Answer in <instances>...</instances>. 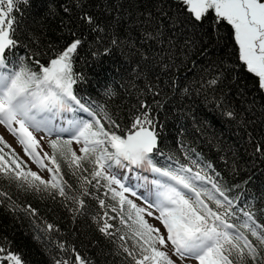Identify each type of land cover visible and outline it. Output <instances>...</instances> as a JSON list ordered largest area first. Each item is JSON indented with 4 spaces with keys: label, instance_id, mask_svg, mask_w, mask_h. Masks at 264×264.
Returning <instances> with one entry per match:
<instances>
[{
    "label": "snow or ice",
    "instance_id": "6c2138e0",
    "mask_svg": "<svg viewBox=\"0 0 264 264\" xmlns=\"http://www.w3.org/2000/svg\"><path fill=\"white\" fill-rule=\"evenodd\" d=\"M155 4V12L142 13L143 31L133 41L127 34L119 35L121 21L115 16L117 28L102 26L85 10L86 0H67L60 10L68 19L61 25L72 39L62 48L51 42L42 48L43 25L34 19L40 28L36 31L25 16L33 0H0V127L49 175L45 179L33 171L0 135V209L14 218L17 213L28 218L36 233L33 238L41 240L59 229L41 223L39 210L31 203H17L20 196L47 194L54 201L57 196L70 201L64 206L73 219L89 212L86 198L93 197L100 211L92 215V223L119 264H264V208L231 197L240 185L221 183V174L214 169L209 174L192 158L194 150L181 153L184 162L165 155L158 118L170 103L162 77H168L169 89L185 96L215 89L230 79L233 69L218 63L207 73L210 78L201 75L196 84L178 86L176 74L185 69L192 73L198 66L191 57L208 55L206 48L186 34L189 27L196 29L205 20L210 19L214 29L230 26L240 65L264 90V0H155ZM48 12L53 14L51 8ZM73 16L77 27L96 33L101 41L104 36L100 34L107 36L111 29L105 53L123 49L128 56L124 91L135 102L125 113L109 106L119 96L110 85L105 86L102 103L81 95L91 82L76 69L85 42L73 28ZM224 114L237 117L234 110ZM252 148L264 155V141H252ZM61 163L79 183L76 195L70 194L73 185L64 179ZM125 172H135L138 183L132 184ZM141 188L138 193L136 189ZM101 189L110 199L95 194ZM126 193L145 206H138ZM146 217L158 221L163 231ZM55 247L71 256L54 257L53 264H96L75 246L60 242ZM0 264H26L11 250L6 237H0Z\"/></svg>",
    "mask_w": 264,
    "mask_h": 264
},
{
    "label": "trees",
    "instance_id": "16d2710c",
    "mask_svg": "<svg viewBox=\"0 0 264 264\" xmlns=\"http://www.w3.org/2000/svg\"><path fill=\"white\" fill-rule=\"evenodd\" d=\"M86 11L95 16L102 26L114 23V16L121 22L118 25L119 35L125 34L133 41L140 38L143 27L139 21L144 20V15L149 11L155 12V0H86ZM67 5V0H33V7L25 13L29 26L39 31L37 23L43 25L44 43L51 42L57 48H62L72 39L69 32L61 25L67 21L60 8ZM52 9L49 15L48 9ZM119 8V12H117ZM175 11L174 7L172 9ZM47 17V18H46ZM78 21L72 18V25L77 36L84 40V45L79 49V60L76 69L87 76L91 82L81 95L91 96L98 102H104V89L110 85L119 91V96L109 106L119 107L122 113L127 111L128 105L134 99L127 97L124 91L127 83L126 61L123 49H116L111 54L104 51L107 39L112 34L110 29L104 40L97 38L96 33L89 32L84 27H77ZM144 27H149L145 24ZM198 44L208 50V55L201 57L193 55L191 59L198 62V66L190 73L186 69L178 72L179 84L193 85L201 75L206 78L212 71L213 64L223 63L233 71L228 73L230 79L215 89H205L203 92L193 91L190 95H183L179 90L173 91L167 86L168 77H162L165 91L168 93L170 103L158 113L161 127V149L165 155H175L184 162L181 153L185 150H194L192 158L205 168L209 174L212 170L221 174V183L239 184L238 189L230 193L231 197L247 199L255 208H264V155H259L252 148V141H264V91L260 90L257 78L248 73L237 59V45L232 38L230 26L221 24L215 29L210 19L196 29L188 28L187 33ZM183 39V37L181 38ZM46 50V49H45ZM151 51V49H147ZM46 59V57H44ZM203 70V71H202ZM194 73V74H193ZM187 77V79H185ZM94 89V91H92ZM234 110L235 119L227 117L224 113ZM183 145V148L180 146ZM212 168H207V165ZM233 168L236 174H233ZM64 179L73 185L72 195L77 194L79 183L69 174L67 167L61 163ZM244 181H248L247 184ZM15 191V189H13ZM95 191V190H93ZM100 198L103 190L95 193ZM89 212L86 215H73L65 207V202L58 197L54 201L47 194L20 196L17 203H31L39 210L40 222L51 223L59 231L36 240L33 223L20 213L16 218L6 209H0V237H6L10 242L11 250L19 253L26 264H53V258L67 259L71 256L59 251L55 245L64 242L66 247L75 246L84 255L91 257L96 264H119V260L109 255L110 248L106 241L99 236L92 223V215L100 211L93 197L86 198ZM112 215V213H109ZM259 215V214H258ZM118 222V221H116ZM119 226V223H116ZM88 241H93L92 245ZM103 249V254H101Z\"/></svg>",
    "mask_w": 264,
    "mask_h": 264
},
{
    "label": "rangeland",
    "instance_id": "374dc122",
    "mask_svg": "<svg viewBox=\"0 0 264 264\" xmlns=\"http://www.w3.org/2000/svg\"><path fill=\"white\" fill-rule=\"evenodd\" d=\"M263 91H264V90H263ZM2 133H3L4 135H6V136H4V137H5L6 141H7V143H8L9 145H11V147H12L13 149H15V152H17V153H18V154H19V155H20L25 161H28V162H29V167H31V169H32L33 171H39V174H40L41 176H43L45 179H48V178H49V175H48L47 172L39 170V169L37 168V166L29 160V157L25 155V153H24V151H23V149H22V146H20V145L17 143L16 139H15L12 135H10L6 130H2ZM7 133H8V134H7ZM39 136H40V134H37V138H38V139H39ZM41 143L44 144V141H41ZM157 223H158V221H157ZM156 227H160V226H158V225L156 224ZM160 228H161V231H163V228H162V227H160Z\"/></svg>",
    "mask_w": 264,
    "mask_h": 264
}]
</instances>
